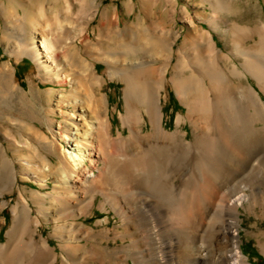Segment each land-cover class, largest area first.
<instances>
[{
    "label": "bare ground",
    "instance_id": "1",
    "mask_svg": "<svg viewBox=\"0 0 264 264\" xmlns=\"http://www.w3.org/2000/svg\"><path fill=\"white\" fill-rule=\"evenodd\" d=\"M19 1L29 7L30 23L7 9L2 40L17 39V61L31 58L38 77L70 89L60 92L57 110V88L48 90L46 108L36 112L52 136L35 133L38 140L27 142L28 160L25 150L16 151L27 176H19L7 154L1 160L0 195L18 187L19 197L0 243V264H251L242 246L241 209L255 216L260 209L264 219V21L230 22L233 0H202L210 13L201 22L210 30L185 7L187 47L175 52L176 0H147L145 18L130 26L117 13L103 14L94 38L85 21L69 17L73 0H65L68 23L50 17L42 0ZM79 7L85 15L89 4ZM9 23L28 33L16 37ZM10 63L0 68V102L41 103L32 80L29 92L18 87ZM97 63L106 65L105 74ZM108 78L124 83L116 136L104 91ZM168 85L186 109L171 130L164 112ZM57 113L62 121L54 120ZM51 147L57 161H39L41 149ZM250 170V176L259 173L256 184L254 177L251 184L240 181ZM49 179L54 186L45 193L19 186L22 180L48 189ZM98 196L100 208L114 213V228L109 217L98 221L102 229L81 223L91 217ZM49 223L60 252L40 234ZM256 228L264 238V229ZM260 248L264 254L262 240Z\"/></svg>",
    "mask_w": 264,
    "mask_h": 264
},
{
    "label": "rangeland",
    "instance_id": "2",
    "mask_svg": "<svg viewBox=\"0 0 264 264\" xmlns=\"http://www.w3.org/2000/svg\"><path fill=\"white\" fill-rule=\"evenodd\" d=\"M146 1L147 0H73L74 6L69 17H71L72 19H78L79 24L85 21L86 27L91 30V35L94 38L95 36L93 34V29L98 26L103 14H119L123 26H130L143 21L145 15L142 13V9ZM233 1L234 2L232 4L234 14L230 15V22H238L242 26H248L264 21V0ZM82 3L89 4V9L85 15L81 12V7H79V5ZM42 4L44 5L50 17L59 19V21L63 23L69 22L68 15L66 13L67 3L65 0H42ZM176 4L178 12L176 13V17L172 23V26H174L175 32L178 33H174L171 35V42L174 43L173 48L175 49V52H177L184 45L187 47V44H185V36L189 30L190 24L188 19L189 15L183 13V9L185 7L187 8V13L190 14V17L195 18V22L198 25L203 24L201 22V19L204 16V12L206 11L210 13L209 5L202 3V0H176ZM7 9L8 12L9 10H15L20 18L25 17L26 20L30 23V18L27 17L30 14V10L27 5L21 4L19 0H0V68L4 63L11 62L10 64L15 69V78L18 87L23 88V91L27 93L30 91V82L32 80L34 84V86H32L33 89L40 90L42 95L41 103L37 100L31 99L25 101V106H23L24 103H22L19 98H15L14 104H3L0 102V164L3 156L7 154V156L15 161L19 176L22 178L24 176H27L25 174L26 170L23 168V166H21L24 161L18 156L16 151L18 149L25 150V156L23 157V159L28 160L29 151L27 149V142L29 141V143H34L36 140H38V137L35 136V133L43 132L48 136L51 135L49 127L45 123H42L40 119H38L39 117L36 112L42 111L46 108V93L48 92V90L56 88L57 91L53 96V106L54 109L57 110L60 103V92L64 93L62 89H70V86H57L38 77V67L31 58L25 57L17 61L15 56V49L19 45L18 40L12 39L11 44L2 40L5 26L8 23L5 20L7 18L6 16L8 15ZM195 16H198V18H196ZM29 23L27 24V26L29 25ZM8 25L13 27V33L16 37L20 38L21 34L19 33H28V31H26L28 29L27 27H24V29L15 27V25L11 23H9ZM203 26L206 29L210 30L207 24L204 23ZM211 32L213 33L218 46L226 51L225 43L221 41L220 36L216 32ZM75 33L77 34L78 38L81 39L83 37V34L80 33V31L76 30ZM252 43L253 41H248L247 44L250 45ZM177 58L178 57L175 53L173 63H176ZM234 61L237 62L236 59H234ZM97 71L100 74H105L106 65L103 63H97ZM249 81L254 84V81L251 78H249ZM123 87L124 83L121 80H111L108 78V84L105 86L104 90L110 98L111 118L113 121V133L115 136L119 133V130L122 129L120 112L124 109ZM1 93H3V89L0 85V94ZM164 94V96L168 95L167 103L164 99V112L166 116L169 117L168 129H176V119L179 114H184V111H186V109L179 100L176 91L172 88L171 85L167 86V92H164ZM58 119L61 121L63 120V117L59 113L55 115L54 120L59 121ZM24 120H26L25 123H21V121ZM186 129L190 131V126H187ZM55 130L56 132L59 131L58 124H56ZM210 146L212 147V145ZM51 150H53L52 147L49 150L45 148L41 149V152H39L38 160L48 161L49 158H51L54 162H56L57 157L52 153ZM176 163V159H172V167L177 168L178 164ZM224 163H222L221 165H224ZM171 173L172 171L170 172V175ZM192 173L193 168H190L188 171V175H191ZM250 174L251 170L249 173L244 175L240 179V181L251 184V177H254L256 178V184L259 180V173L253 176H250ZM48 184V189H41L37 184L31 181L21 180L19 186H25L29 191L41 190L43 193H45L48 192L49 189H52L54 186L51 179H49ZM18 197V187L14 191L7 192L5 195H0V243H4L7 239L6 233L10 229L13 219L12 207L17 202ZM4 201H8V205L3 207ZM101 201L102 197L98 196L96 205L91 213V217L90 215L87 217H82L80 221L81 223H86V225L89 227L93 226L96 229H102L101 226H98V221L104 220L109 217L111 220L110 228H114L117 225V219L115 218L114 213L104 212V210L100 208ZM164 206V208L166 209L167 206ZM157 209L163 210V207H157ZM241 211L243 212L242 218L244 219L243 229L241 231L243 239V251L246 256H248L251 264H264V254L262 253L260 248V241H264V238H261L259 236L260 231L256 228V225H258L260 228L264 229V219L260 218L262 216V212L259 209L257 216H255L247 214L243 209H241ZM51 231L52 224L49 223L41 228L40 234H42L46 238H49L50 244L53 247H57L59 251V241L54 237H50ZM111 245L115 246L116 244L112 242ZM57 264H61V261H59Z\"/></svg>",
    "mask_w": 264,
    "mask_h": 264
}]
</instances>
